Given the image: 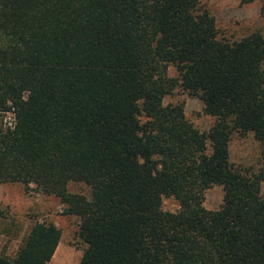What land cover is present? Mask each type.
Wrapping results in <instances>:
<instances>
[{"label":"trees","instance_id":"obj_1","mask_svg":"<svg viewBox=\"0 0 264 264\" xmlns=\"http://www.w3.org/2000/svg\"><path fill=\"white\" fill-rule=\"evenodd\" d=\"M176 88L213 118L207 132L162 105ZM6 114L0 184L32 185L78 219V264H264V24L229 42L197 0H0ZM246 134L255 172L229 161ZM59 237L34 223L0 264H48Z\"/></svg>","mask_w":264,"mask_h":264},{"label":"rangeland","instance_id":"obj_2","mask_svg":"<svg viewBox=\"0 0 264 264\" xmlns=\"http://www.w3.org/2000/svg\"><path fill=\"white\" fill-rule=\"evenodd\" d=\"M214 19L218 37L229 42L261 31L264 24V0H197ZM167 75L175 77L172 67ZM162 105L180 104L187 122L199 132H207L213 118L205 115L202 103L181 88H176L162 99ZM143 121V117L139 116ZM3 127H10L11 115L2 116ZM229 161L240 169L255 172L260 164V148L251 134L234 135L228 145ZM71 194L87 195L82 184H69ZM264 193V184L261 185ZM219 186H210L203 193L202 206L215 211L221 205ZM161 208L174 212L178 209L172 197L161 198ZM63 206L54 196H47L30 185L25 190L20 184H0V257L15 256L34 223H49L59 232V242L48 264H78L83 244L78 237V219L62 214Z\"/></svg>","mask_w":264,"mask_h":264}]
</instances>
